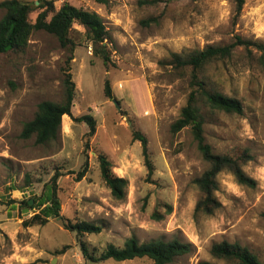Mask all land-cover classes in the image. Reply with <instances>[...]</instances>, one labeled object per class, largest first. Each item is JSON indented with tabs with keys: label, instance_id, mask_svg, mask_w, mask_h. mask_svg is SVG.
Masks as SVG:
<instances>
[{
	"label": "rangeland",
	"instance_id": "rangeland-1",
	"mask_svg": "<svg viewBox=\"0 0 264 264\" xmlns=\"http://www.w3.org/2000/svg\"><path fill=\"white\" fill-rule=\"evenodd\" d=\"M52 1L55 9L68 3L101 18L112 37L111 63L104 66L92 55L85 31L77 24L69 34L72 52L38 30L25 49L0 54V264H153L146 258L85 262L74 235L58 219L24 227L22 222L36 210L22 209L20 201L30 199L33 204L32 198L55 173L60 174L61 214L101 227L97 234L83 235L95 256L106 245L120 247L134 236L139 242L177 238L193 245L191 253L170 264H226L210 255L211 246L221 242L247 247L264 263V72L243 51L205 67L207 83L242 106L240 115L204 108L205 143L215 154L236 156L248 149L252 159L242 170L254 186L240 185L230 173L220 172L215 192L220 206L204 216L195 213L198 190L193 180L208 165L189 129L170 132L190 90L189 73L159 64L171 53L225 45L236 35L264 43V0H244L234 24V0H159L156 6L141 5V0ZM36 14L37 10L31 20ZM66 67L75 84L73 119L62 117L55 143L40 146L33 137L22 139V125L33 118L38 103L62 100ZM105 79L111 99L103 93ZM85 115L95 120L87 150L88 127L74 120ZM133 131L147 140L151 175ZM98 153L111 162L113 174L127 180L124 199L113 198L101 180ZM85 162L88 170L76 182ZM165 205L171 210L168 214ZM153 212L161 219H154Z\"/></svg>",
	"mask_w": 264,
	"mask_h": 264
},
{
	"label": "trees",
	"instance_id": "trees-1",
	"mask_svg": "<svg viewBox=\"0 0 264 264\" xmlns=\"http://www.w3.org/2000/svg\"><path fill=\"white\" fill-rule=\"evenodd\" d=\"M93 1L101 4L107 2V0ZM234 1L233 24L239 17L244 4V0ZM139 3L141 5L156 6L159 0H141ZM34 4L35 2L29 3L19 0L0 1V10L3 11L0 18V54L25 49L31 34L38 30L52 35L56 38L60 47L68 48L72 52L74 43L69 34L72 26L77 24L85 31V40L92 48V55L99 58L104 66L111 63L108 44L112 43V37L96 13L74 7L68 3H63L58 9H55L52 0H38V5L35 7ZM36 10L35 19L31 20V15ZM151 22H156V20L151 19ZM141 23L148 24V21H142ZM237 51H243L245 56L253 60L264 72V43L242 38L238 35L234 36L232 41L225 45L207 46L201 50L188 53H171L168 58L159 62L161 66H169L176 71L186 69L189 73L190 90L178 117L170 124V132L175 134L182 129H189L198 152L208 165L207 169L193 180L198 190L195 213L204 216H211L220 206L215 197L217 190L216 177L220 172L230 173L240 185L254 186V181L247 177L242 170L243 164L252 159L248 149H244L236 156L215 154L211 146L205 143L203 136L204 108L209 111L227 114L240 115L242 113V106L236 98L223 94L220 90L208 84L207 79L203 76L207 65L229 59ZM72 59L73 57L70 55L67 62L69 63ZM62 73V100L60 102L42 101L38 103L33 118L22 125L20 133L22 139L33 137L34 143L40 146L55 143L60 138L62 117L66 115L73 119L71 108L75 96V84L71 80L69 67H66ZM103 93L106 98H113L107 79L104 81ZM74 120L82 121L88 127V131L84 135L86 139L84 148L87 150L88 140L95 133V120L89 115ZM132 139L140 142L147 174L151 175L153 167L149 160L145 136L133 131ZM97 162L101 180L110 190L112 197L116 200L124 199L127 180L113 174L112 164L103 153L97 154ZM87 170L88 166L85 162L81 170L76 173L75 181H80ZM59 177L60 174L55 173L50 178L41 194L37 198H32L33 204L29 203L30 199L20 201L19 206L22 209L36 210L22 222V225L24 227L44 226L50 219L60 220L63 229L74 235L80 254L85 262L101 263L108 260L123 262L146 258L152 261L153 264H170L175 258L187 255L193 250V245L190 242H183L177 238L139 242L137 238L132 236L127 238L120 247L113 244L106 245L101 253L95 256L83 242V235L97 234L101 231V227L85 220L72 221L61 214V204L58 197ZM164 207L166 213H170V208L166 205ZM152 217L156 220L161 219L157 212H153ZM210 255L215 259L226 262V264H264L247 247L238 243L221 242L213 244L210 248ZM197 264L212 263L200 261Z\"/></svg>",
	"mask_w": 264,
	"mask_h": 264
},
{
	"label": "water",
	"instance_id": "water-1",
	"mask_svg": "<svg viewBox=\"0 0 264 264\" xmlns=\"http://www.w3.org/2000/svg\"><path fill=\"white\" fill-rule=\"evenodd\" d=\"M35 4H38V2H36ZM113 102L116 104V101L113 99ZM117 105V104H116ZM32 201H30L29 203L31 204Z\"/></svg>",
	"mask_w": 264,
	"mask_h": 264
},
{
	"label": "crops",
	"instance_id": "crops-1",
	"mask_svg": "<svg viewBox=\"0 0 264 264\" xmlns=\"http://www.w3.org/2000/svg\"><path fill=\"white\" fill-rule=\"evenodd\" d=\"M64 116H66V115H64Z\"/></svg>",
	"mask_w": 264,
	"mask_h": 264
},
{
	"label": "built area",
	"instance_id": "built-area-1",
	"mask_svg": "<svg viewBox=\"0 0 264 264\" xmlns=\"http://www.w3.org/2000/svg\"><path fill=\"white\" fill-rule=\"evenodd\" d=\"M90 49V48H89Z\"/></svg>",
	"mask_w": 264,
	"mask_h": 264
}]
</instances>
